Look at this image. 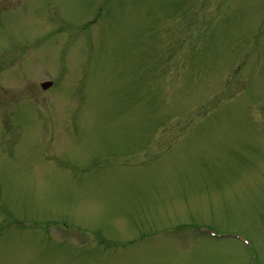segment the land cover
I'll use <instances>...</instances> for the list:
<instances>
[{
	"label": "rangeland",
	"instance_id": "obj_1",
	"mask_svg": "<svg viewBox=\"0 0 264 264\" xmlns=\"http://www.w3.org/2000/svg\"><path fill=\"white\" fill-rule=\"evenodd\" d=\"M0 264H264V0H0Z\"/></svg>",
	"mask_w": 264,
	"mask_h": 264
},
{
	"label": "water",
	"instance_id": "obj_2",
	"mask_svg": "<svg viewBox=\"0 0 264 264\" xmlns=\"http://www.w3.org/2000/svg\"><path fill=\"white\" fill-rule=\"evenodd\" d=\"M46 84H49V82L44 83L43 86L46 85Z\"/></svg>",
	"mask_w": 264,
	"mask_h": 264
}]
</instances>
